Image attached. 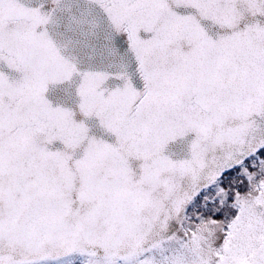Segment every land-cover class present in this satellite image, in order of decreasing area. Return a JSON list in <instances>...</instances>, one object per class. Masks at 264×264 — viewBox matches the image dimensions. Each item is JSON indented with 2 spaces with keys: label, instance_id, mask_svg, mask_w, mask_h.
<instances>
[{
  "label": "snow or ice",
  "instance_id": "snow-or-ice-1",
  "mask_svg": "<svg viewBox=\"0 0 264 264\" xmlns=\"http://www.w3.org/2000/svg\"><path fill=\"white\" fill-rule=\"evenodd\" d=\"M0 264H264V0H0Z\"/></svg>",
  "mask_w": 264,
  "mask_h": 264
}]
</instances>
